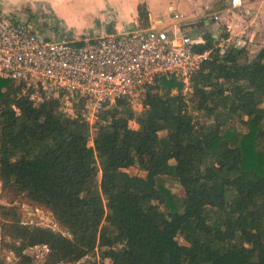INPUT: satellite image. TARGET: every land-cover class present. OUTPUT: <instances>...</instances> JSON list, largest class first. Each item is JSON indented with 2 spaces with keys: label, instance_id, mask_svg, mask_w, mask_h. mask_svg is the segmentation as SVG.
I'll use <instances>...</instances> for the list:
<instances>
[{
  "label": "trees",
  "instance_id": "1",
  "mask_svg": "<svg viewBox=\"0 0 264 264\" xmlns=\"http://www.w3.org/2000/svg\"><path fill=\"white\" fill-rule=\"evenodd\" d=\"M137 13L146 25L144 4ZM200 35L195 50L211 52L187 88L156 75L140 110L118 99L92 139L79 114L66 117L53 101L36 107L0 78L2 189L46 208L69 233L25 225L18 208L0 206L3 245L20 264L37 246L51 264L95 250L99 264H264V49L250 59Z\"/></svg>",
  "mask_w": 264,
  "mask_h": 264
},
{
  "label": "built area",
  "instance_id": "2",
  "mask_svg": "<svg viewBox=\"0 0 264 264\" xmlns=\"http://www.w3.org/2000/svg\"><path fill=\"white\" fill-rule=\"evenodd\" d=\"M241 7L242 0L228 1L229 10ZM186 22L173 15V22L160 28L59 41L0 11V78L20 88L17 96L28 95L36 107L53 101L66 117L79 114L92 138L107 107L121 98L138 101L156 75L176 77L187 88L211 50H195L204 39L182 33Z\"/></svg>",
  "mask_w": 264,
  "mask_h": 264
},
{
  "label": "rangeland",
  "instance_id": "3",
  "mask_svg": "<svg viewBox=\"0 0 264 264\" xmlns=\"http://www.w3.org/2000/svg\"><path fill=\"white\" fill-rule=\"evenodd\" d=\"M149 1L153 2L152 11L155 14L161 16L163 19H165V21L168 20L170 16L169 7H173L178 4L177 0H147V2ZM182 1L183 0H181L179 7L175 9H177V11L190 13L191 7L195 6V4H187L185 2L182 3ZM123 3L124 0H112L108 2L106 8L101 11L100 9H98V6L96 5L97 1L95 0H55V5L53 8H51L50 12L47 13V17L38 20L39 25L49 31V35H47L46 37L44 35L38 33L37 34L49 40L59 41L68 40L71 37L74 38L78 36L84 38L88 37L87 35L90 34L89 32L96 29L98 26L102 28L105 25V28L107 29V26L110 24L115 27L117 32H119L118 27L121 26L122 29H126L127 25H129L128 22L130 20V17H133L132 10L128 7H124ZM226 5V0H217V2H215V10L219 11L224 8H227ZM234 12L240 13L239 10H235ZM226 30L225 34H228ZM221 31L222 30L220 25H217L213 29H211V31L209 30V33L216 36V40H218L219 46L222 51H225L229 46L237 44L235 40L227 42L226 40L219 39V36L222 33ZM197 32L198 31L194 29L189 33L197 34ZM55 35L58 36L57 39H53ZM243 40H245L246 42V39ZM15 88L16 87L13 86V91H17L15 90ZM132 106L136 111L140 110V106H138L137 101L132 103ZM131 127L135 128V125L131 124ZM240 128L243 129L244 133L247 132L246 126H240ZM89 146H92L91 140L89 142ZM145 160L147 164L149 162V157H145ZM127 172L130 175L144 176V173L142 171H139L137 168L134 167L128 169ZM165 186L173 196L179 199L184 197V193L178 183L168 181L166 182ZM0 206L18 208L21 216V221L25 225L48 228L55 232H61L64 235L69 236V233H66L58 225L49 210L31 203L24 195L3 191L1 183ZM161 210H163L162 207ZM178 241L180 243H183V240L179 237ZM3 244L4 240H2V234L0 232V260H3L6 264H20L18 259H16L14 255L4 247ZM24 254L30 258V262L28 264H51V261L48 256L49 251L46 247L37 246L27 248L24 251ZM99 260L100 259L98 256V252L97 250H95L94 253L89 254L88 256L84 257L82 260L75 264H99Z\"/></svg>",
  "mask_w": 264,
  "mask_h": 264
},
{
  "label": "crops",
  "instance_id": "4",
  "mask_svg": "<svg viewBox=\"0 0 264 264\" xmlns=\"http://www.w3.org/2000/svg\"><path fill=\"white\" fill-rule=\"evenodd\" d=\"M54 1L55 0H0V11L12 14L18 20L27 23L32 30L36 31L38 34L47 37L49 31L39 25L38 20L47 17V13H49L51 8L55 5ZM95 1H97L96 5L98 9L103 11L107 3L112 0ZM228 1L229 0H226L227 8L216 11L215 2H217V0H183L182 3L195 4V6L191 7L190 13H185L175 9L178 8L181 3V0H177L178 4L176 6L169 7L170 16L168 20L165 21V19L152 11L153 2H147V0H124V7H128L132 10L133 17H130L128 22L129 25H127L126 29H122L120 26L118 30L122 32L130 28H160L171 24L173 22V15H180L182 20L187 21L182 26V33L196 35V33H189L195 29L198 31L197 34L200 35L203 32L209 33V30L211 31L215 26L220 25L221 32H225L227 29L228 39L226 41L235 40L237 43L235 46L238 49L244 48L248 52V57L251 59L257 55L261 49H264V0H242V7L236 9L239 10L240 13L234 12L235 10H229ZM141 4L145 5L148 12V21L146 25L138 20L137 7ZM213 16L217 17L216 21L213 20ZM195 24L200 25L196 26ZM112 32L117 31L115 27L110 24L107 26V29L105 25L102 28L98 26L96 29L89 32L90 34L87 36L89 38H94ZM211 35L214 39H217L215 35ZM57 38V35L53 37V39ZM71 38L80 41L83 37L78 36ZM243 39H246V42Z\"/></svg>",
  "mask_w": 264,
  "mask_h": 264
},
{
  "label": "water",
  "instance_id": "5",
  "mask_svg": "<svg viewBox=\"0 0 264 264\" xmlns=\"http://www.w3.org/2000/svg\"><path fill=\"white\" fill-rule=\"evenodd\" d=\"M196 26L200 25V24H195ZM69 235V234H68Z\"/></svg>",
  "mask_w": 264,
  "mask_h": 264
}]
</instances>
